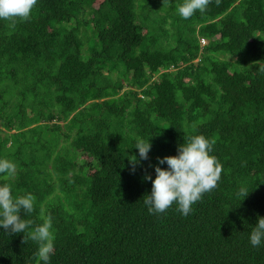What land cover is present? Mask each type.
Wrapping results in <instances>:
<instances>
[{
    "label": "trees",
    "instance_id": "16d2710c",
    "mask_svg": "<svg viewBox=\"0 0 264 264\" xmlns=\"http://www.w3.org/2000/svg\"><path fill=\"white\" fill-rule=\"evenodd\" d=\"M164 1L37 0L0 20V159L16 166L0 185L34 197L25 234L0 229V264H37L27 233L45 219L50 264H264L249 242L264 219V0L189 19ZM195 135L215 142L217 187L187 216L150 214L144 177ZM139 139L152 147L133 171Z\"/></svg>",
    "mask_w": 264,
    "mask_h": 264
},
{
    "label": "clouds",
    "instance_id": "9594fccd",
    "mask_svg": "<svg viewBox=\"0 0 264 264\" xmlns=\"http://www.w3.org/2000/svg\"><path fill=\"white\" fill-rule=\"evenodd\" d=\"M211 2L212 0H183L176 11L182 19H189L196 11L204 13ZM36 3L37 0H0V20H10L13 24L16 18L27 20ZM203 41L206 43L205 39H202V43ZM257 70L264 74V64L258 65ZM214 143L203 135H195L178 146L177 155L157 157L158 162L154 165L155 178L153 179L151 173L144 177L152 183L151 193L143 198V204L147 206L150 214L165 213L175 204L177 211L187 216L192 211V205L199 201L204 193L217 187L222 166L219 160L211 155ZM151 147L150 139L137 140L135 148L138 149L139 160L137 156L131 159L133 171L135 163L149 159ZM165 164L166 168L161 167ZM15 171L16 166L13 162L0 159V174L10 177ZM238 194L245 197L248 192L241 187ZM21 210L24 213H31L34 210L32 194L14 197L10 185H0V229L9 234H25L32 222L21 218ZM51 228V220L45 219L42 224L27 233L29 239L38 244L37 264L41 261L43 264H50L51 256L54 255V236ZM249 242L254 251L264 248V219L255 227Z\"/></svg>",
    "mask_w": 264,
    "mask_h": 264
},
{
    "label": "rangeland",
    "instance_id": "374dc122",
    "mask_svg": "<svg viewBox=\"0 0 264 264\" xmlns=\"http://www.w3.org/2000/svg\"><path fill=\"white\" fill-rule=\"evenodd\" d=\"M98 1H99V0H97V2H98ZM154 1H155V5H156V7H162V5H163L164 3H166L164 0H154ZM175 1H176V0H170V1H169L170 5H172L173 2H175ZM169 3H167V5H168ZM166 8H167V7H166ZM166 8H165V9H166ZM165 9H163V10L161 9L162 11L160 10V13H164V14H165V12H166ZM201 40H202V39H201ZM206 42L208 43V40H207V39H206ZM207 43H206V44H207ZM201 45H202V46L205 45V44H204V41H203V43L201 42ZM158 77H159V75H156V78H158ZM0 127H1V124H0ZM11 132H14V130H12ZM6 133H7V132H6L5 130H1V131H0V136H1V137H5V136H6ZM8 134H10V133L8 132ZM80 159H81V158H80Z\"/></svg>",
    "mask_w": 264,
    "mask_h": 264
}]
</instances>
